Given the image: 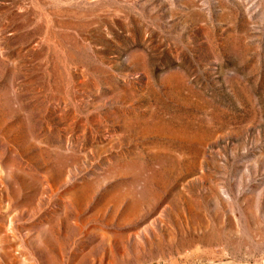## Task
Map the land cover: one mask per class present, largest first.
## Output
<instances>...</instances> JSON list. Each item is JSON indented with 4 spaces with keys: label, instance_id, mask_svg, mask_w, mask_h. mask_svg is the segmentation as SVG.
<instances>
[{
    "label": "rangeland",
    "instance_id": "374dc122",
    "mask_svg": "<svg viewBox=\"0 0 264 264\" xmlns=\"http://www.w3.org/2000/svg\"><path fill=\"white\" fill-rule=\"evenodd\" d=\"M0 264H264V0H0Z\"/></svg>",
    "mask_w": 264,
    "mask_h": 264
}]
</instances>
